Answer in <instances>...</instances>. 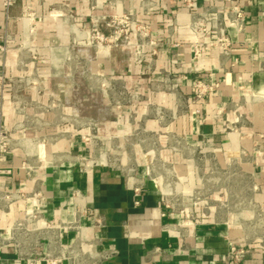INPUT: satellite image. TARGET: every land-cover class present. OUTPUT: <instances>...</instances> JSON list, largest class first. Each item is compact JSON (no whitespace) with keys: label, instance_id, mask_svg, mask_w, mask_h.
<instances>
[{"label":"crops","instance_id":"obj_1","mask_svg":"<svg viewBox=\"0 0 264 264\" xmlns=\"http://www.w3.org/2000/svg\"><path fill=\"white\" fill-rule=\"evenodd\" d=\"M193 1L197 11L226 12L234 0ZM236 1L245 26L239 32L227 23L232 47L223 56L218 47L193 54L184 0H16L9 20L0 0V128L13 139L0 160V195L40 192L46 220H79L78 229L61 230V244L93 240L110 256L94 264H225L228 240L242 236L233 222L239 214L218 204L225 194L191 203L189 190L202 189L208 158L221 169L232 160L237 172L252 175V189L261 191L254 199L264 204V0ZM121 14L150 26L156 54L138 60L131 47L92 46L93 26L111 35L106 23ZM98 74L115 81L110 94L134 92V105L106 94L97 103L94 85L81 90L72 82ZM34 77L44 84L31 85ZM199 81L211 89L198 94ZM41 141L42 162L34 154ZM248 145L250 160L241 150ZM106 151L119 158L90 163ZM35 207L32 197L0 200V236L9 238L14 221ZM52 236L1 247L0 264L52 250ZM245 249L239 264H264L260 243Z\"/></svg>","mask_w":264,"mask_h":264},{"label":"built area","instance_id":"obj_2","mask_svg":"<svg viewBox=\"0 0 264 264\" xmlns=\"http://www.w3.org/2000/svg\"><path fill=\"white\" fill-rule=\"evenodd\" d=\"M16 0H1V6L4 11L5 19L11 18V10L15 6ZM184 5L189 9L188 19L191 30L193 31L196 41L193 43V54L198 55L203 49L209 47H218L221 50L223 56H229L231 54L232 41L228 34L227 23H230L235 27L237 31H242L245 26L244 12L238 1H232L230 7L226 12H220L215 9H205L203 11L196 10V3L193 0H184ZM121 21H118L116 19ZM126 15H119L118 17L111 18L106 25L111 28H117L118 25L123 27L125 34L128 31L137 33L142 39L141 46H150L152 54H156V47L158 43L151 37L150 26L145 23L137 24L136 22L125 21ZM213 35V39L207 40V37ZM90 38L92 41L98 40V43H102L107 40V37L98 29L97 26H93L91 29ZM127 39V36L125 37ZM0 77V82H2ZM198 94L211 89L210 85H207L201 81L196 83ZM13 139L3 129L0 128V160L4 154L12 149ZM36 144L37 152L34 153L36 158L42 162L45 159L44 147L45 142L41 141ZM92 164V161L90 162ZM24 168H31L26 163L22 164ZM85 167V166H84ZM135 192H138V187H133ZM36 199V207L27 212L24 218L14 221L10 228V237L4 238L0 236V248L12 244L14 249H20L23 242L29 240L33 235L42 232H50L53 236L48 239V250L46 252L36 251L31 254H20L22 258L21 264H94L93 261L97 259L109 258V253L98 249V244L93 240H88L82 237H76L70 244L63 246L61 244L62 234L61 230H73L78 229L79 220L75 223L66 222H50L45 219L40 209L41 193H33L30 195L24 194H10L4 193L0 195V200L10 202L13 199ZM86 212V211H85ZM247 255V250L234 243H229V248L225 254L223 260L225 264H239Z\"/></svg>","mask_w":264,"mask_h":264},{"label":"rangeland","instance_id":"obj_3","mask_svg":"<svg viewBox=\"0 0 264 264\" xmlns=\"http://www.w3.org/2000/svg\"><path fill=\"white\" fill-rule=\"evenodd\" d=\"M125 15V14H121ZM119 16V15H118ZM116 16V17H118ZM127 16V15H126ZM113 19V17H112ZM110 20V18H109ZM118 21V18L116 19ZM125 21H133L137 24H140L139 21H137L134 18H131L130 16H127L126 18H123ZM111 35H105L107 37V40L103 41L102 43H98V40L92 41V46L96 50H103L108 49L110 46L114 45H121V46H127L131 47L133 50L134 57L140 59V57L147 55V53L150 52V46L143 45L141 46L142 39L139 37L137 33H134L133 31H128L126 34L123 31V27L121 25H118L117 28H112ZM101 31V30H100ZM103 33V31H101ZM91 35V33H90ZM127 36V39L125 38ZM131 38L135 39V43H132ZM79 66H83L81 63ZM69 80V79H67ZM31 85L35 86H41L43 85V79L39 77H34L30 79ZM73 83L78 84L80 86V89H83V86L94 85L96 90V101L97 103L103 102V96L105 95L108 98V101L114 102H124L125 105L132 106L135 103V95L134 92H121L118 91L115 94H110L109 87L110 86H116L115 81L112 79H109L107 77H104L103 75L96 76L94 79L90 78L88 79L86 76L79 79L72 80ZM67 83V82H66ZM69 85L71 84V80L68 81ZM93 83V84H92ZM118 86V85H117ZM104 90L106 92L104 93ZM121 92V93H120ZM104 93V94H103ZM80 98H84V93H80ZM86 112V111H85ZM104 110L98 108L96 109V116L103 115ZM130 118H133V114L131 113ZM96 117V118H97ZM99 122L95 121V130L97 131L99 127ZM242 126H247V123H243ZM250 127V126H249ZM240 128V127H238ZM96 136L97 133H94ZM94 137L93 144L95 146V149L102 148V141L98 139V137ZM156 147L158 144L156 142H153ZM251 148V145H248V147H243L241 150L245 152V158L246 160H250L248 158L246 149ZM103 156H99L98 153H95V156H93L90 160L93 164H95L97 161L101 163H110L111 161L115 160V158H119L118 155L111 154L109 151L103 152ZM119 161V159H118ZM156 161V160H155ZM203 163V162H202ZM204 164V163H203ZM159 166L165 165L163 162H159ZM237 163H234L232 160L227 164L226 168L221 169L218 165V162L214 158H208V170L207 172L200 174L199 177V183H201V188H190V200L191 203L195 201H200L206 199L207 201H210L211 197L215 193H220L221 196L224 194L226 195V199L222 202H219L218 204L221 207H226L232 212V214H239L236 216L238 218L237 220H234V225L238 226L241 230V237L238 240H232L229 239V243H234L237 246H240L242 248H245V245L252 242L260 243L264 247V204L260 201H255L254 195L261 193L260 190H253L252 189V182L253 178L252 175L242 172H237ZM211 204V203H210ZM252 212L253 215L250 219H242L241 217H245L243 215V212Z\"/></svg>","mask_w":264,"mask_h":264},{"label":"bare ground","instance_id":"obj_4","mask_svg":"<svg viewBox=\"0 0 264 264\" xmlns=\"http://www.w3.org/2000/svg\"><path fill=\"white\" fill-rule=\"evenodd\" d=\"M28 22V21H27Z\"/></svg>","mask_w":264,"mask_h":264}]
</instances>
